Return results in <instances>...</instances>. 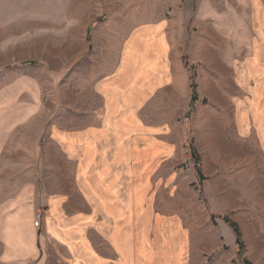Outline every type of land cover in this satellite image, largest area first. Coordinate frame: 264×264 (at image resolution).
<instances>
[{"label": "rangeland", "instance_id": "rangeland-1", "mask_svg": "<svg viewBox=\"0 0 264 264\" xmlns=\"http://www.w3.org/2000/svg\"><path fill=\"white\" fill-rule=\"evenodd\" d=\"M0 24V200L56 197L79 238V214L92 209L79 188L84 132L102 118L107 84L148 85L139 112L162 130L150 141L165 144L166 162L151 176L168 215L225 255L235 249L233 264H264V156L239 144L234 123L245 97L236 73L264 41V0H0ZM41 222L40 258L69 264Z\"/></svg>", "mask_w": 264, "mask_h": 264}, {"label": "crops", "instance_id": "crops-1", "mask_svg": "<svg viewBox=\"0 0 264 264\" xmlns=\"http://www.w3.org/2000/svg\"><path fill=\"white\" fill-rule=\"evenodd\" d=\"M236 74L239 92L246 97L234 117L237 138L242 146L253 142L262 157L264 41L251 45ZM107 86L102 118L84 132L85 148L79 151L80 193L92 205L79 214V238L73 237L75 219L73 222L58 198L25 204L23 193L8 198L5 191L6 197L0 200V264H48L40 258V240L34 237L36 229L31 224L39 209L43 214L42 241L52 242L53 251L62 253L69 264H233L235 249L225 255L222 244L204 241L197 230L187 228L181 214L167 213L164 187L151 176L161 160L166 162L165 144L158 148L150 141L152 136L162 139V130H151L139 112L153 90L148 85ZM140 123L143 132L136 130ZM136 133H142L143 143L135 138ZM3 192L1 187V197ZM25 233L28 242L23 240Z\"/></svg>", "mask_w": 264, "mask_h": 264}, {"label": "trees", "instance_id": "trees-1", "mask_svg": "<svg viewBox=\"0 0 264 264\" xmlns=\"http://www.w3.org/2000/svg\"><path fill=\"white\" fill-rule=\"evenodd\" d=\"M224 221L231 227L235 235V243L237 244L239 248V252H241L243 250V242L241 240V233H240L238 226L228 219H225Z\"/></svg>", "mask_w": 264, "mask_h": 264}, {"label": "built area", "instance_id": "built-area-1", "mask_svg": "<svg viewBox=\"0 0 264 264\" xmlns=\"http://www.w3.org/2000/svg\"><path fill=\"white\" fill-rule=\"evenodd\" d=\"M41 220H42V215L39 213L35 214L34 221H33V227L39 228Z\"/></svg>", "mask_w": 264, "mask_h": 264}]
</instances>
